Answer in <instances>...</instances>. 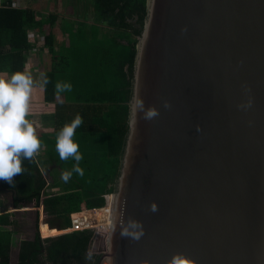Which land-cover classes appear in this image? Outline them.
I'll return each instance as SVG.
<instances>
[{"label":"water","instance_id":"1","mask_svg":"<svg viewBox=\"0 0 264 264\" xmlns=\"http://www.w3.org/2000/svg\"><path fill=\"white\" fill-rule=\"evenodd\" d=\"M109 206L107 264H264V0H147Z\"/></svg>","mask_w":264,"mask_h":264},{"label":"trees","instance_id":"2","mask_svg":"<svg viewBox=\"0 0 264 264\" xmlns=\"http://www.w3.org/2000/svg\"><path fill=\"white\" fill-rule=\"evenodd\" d=\"M89 1L98 16L107 21L110 27L117 29L119 37L129 38L127 53L122 55L121 52L124 58L122 66H128L127 75L130 81L127 82L129 88L125 100L115 96L113 105H111V100L106 102L99 99L94 102H80L78 104L57 103L53 107H55L54 110L57 115L58 131L65 123H70L79 113L83 117V124L75 131L83 133L106 132L108 141L106 157L113 158L112 166L116 171L115 162L123 155L128 132L129 104L123 102L131 98L136 45L147 14V0ZM43 27L41 21L37 20L34 10L14 8L12 5L0 6V71L15 73L25 70L27 53L32 49L28 31L32 29L41 31ZM52 39V35H47V44L51 48L53 47ZM127 75L124 74L125 77ZM47 78L49 81L47 83V97L51 99L52 75L49 74ZM22 168V173L13 178L12 185L0 180V194L8 193L11 195L15 209L21 208L23 204L37 202V205L40 206L42 203L48 215L68 219L62 226L63 229L69 228L71 225L70 214L95 212L93 210L103 208L104 196L114 191V186H107L103 191H91L81 198L76 197L73 192L55 194L46 191L47 179L35 156L30 160L22 159ZM116 176L117 174L112 178L115 179ZM102 177L104 178V176ZM107 182L108 179H106ZM44 192L47 193L42 199ZM1 205L8 208L3 203ZM106 209L100 228H90L71 233L67 231L48 239H42L39 232L33 239L21 237V234L16 232L12 219L13 215L10 213L0 214V264H100L108 241L112 217V214L108 215V208ZM107 224H109V228H105ZM101 236L104 237L102 239H105V244L100 245L101 250L95 254H90V246L93 248ZM16 248H19L18 260L13 262L12 250L15 252Z\"/></svg>","mask_w":264,"mask_h":264},{"label":"crops","instance_id":"3","mask_svg":"<svg viewBox=\"0 0 264 264\" xmlns=\"http://www.w3.org/2000/svg\"><path fill=\"white\" fill-rule=\"evenodd\" d=\"M65 1L66 0H0V6L12 5L14 8L34 10L37 20H40L44 26L41 31L34 29L28 31V37L31 38L32 42V49L27 53V61L23 72L30 73L34 82L30 98V111L27 117L37 125L35 127L36 133L41 141V147L34 156L47 179L46 191L53 193L59 188H52L53 180L50 176V172L57 167L56 165H51L52 161L49 162L50 165L45 164L44 154L50 150L48 143L51 142L52 139H49V137L43 133V127L53 129L57 132V115L54 110L55 107L53 106L57 103L68 104L76 101L79 103L94 102L99 99L100 101L106 102L111 100V105H113L112 103L115 101V96H119L121 99L125 100L126 92L129 88L127 82H130L129 76L127 75L128 66H122L124 58L122 57L123 54H119L121 52H127L129 40L126 37H119V35H117V29L110 27L107 21H104L98 16L89 0L86 2L87 5L85 6V10H75L77 7L73 4L76 3L73 2L71 3L73 5V10H66L68 2ZM74 1L84 2V0ZM88 5H90L93 10H88ZM68 24L70 26H67ZM94 25H102V30L109 34L111 38H100L99 36L102 35V32L99 31V33L97 32V39L93 40V42L91 40H88V42L75 41L79 48H83V46L93 47V54L83 55L82 66L85 68L84 72L83 68L80 66H70V61L74 63L75 58L67 54L65 47L71 46L74 42V40L70 42L68 38L70 34L81 36V32L84 31V29H89ZM68 27H72V30L70 31ZM110 28L113 30L108 31ZM47 35L53 36L51 40L53 43L52 48L47 44ZM120 50L122 51L120 52ZM76 60L81 63L80 58H76ZM85 63H91L92 66L86 67L84 66ZM108 63H110V65H108ZM67 67L68 69L66 70ZM67 72H69V74ZM0 73H7L9 77L12 74L10 71H0ZM49 74L52 75L51 99L47 97V84L43 82L44 76L48 77ZM124 74L127 76L125 77ZM75 77H80L78 84L73 82ZM58 81H66L70 83L72 87L76 88L79 87L84 89L85 87L86 97L81 96L82 98L70 99L66 98V92L57 94L55 92V84ZM83 92L84 91H80V93ZM129 101L130 100L122 102L129 104ZM54 142H56V138ZM114 183L115 181L110 182L108 187L114 186ZM45 193L47 192L43 193L42 199ZM1 203L4 205L5 203L3 200L0 201V214H3L1 211L6 208H3ZM32 205L34 208L31 210L36 212L37 219L40 221L39 230L37 226L36 232L24 233L21 230H17L16 232H19L21 237L25 239L35 238L37 232L40 233L42 239L53 238L43 237L40 230L42 224L46 223L49 225V228L54 227L56 229L60 228L58 225L61 224L62 228L65 223L63 218L66 217H63L62 221L56 224V222L59 221V217L56 215H48L42 203L40 206L37 205V202L33 204H23L22 208L27 209V207L30 208ZM11 206L13 207V197ZM13 209L15 208L13 207ZM14 211L15 212L9 211V213H16L19 210ZM21 211L23 212V210ZM12 219L14 220L15 218ZM14 224L17 228L18 223L15 220ZM15 252L12 250L13 262L18 260L19 248H16Z\"/></svg>","mask_w":264,"mask_h":264},{"label":"rangeland","instance_id":"4","mask_svg":"<svg viewBox=\"0 0 264 264\" xmlns=\"http://www.w3.org/2000/svg\"><path fill=\"white\" fill-rule=\"evenodd\" d=\"M68 2V5L66 7V10H73V5H75L77 8L75 10H85V6L87 5L88 0H84V2L77 1L75 2L74 0H66ZM65 1V2H66ZM76 3V4H71V3ZM88 10H93L91 9L90 5H88ZM67 26H70L69 24ZM70 31L72 30V27H68ZM102 25H94L93 27H90L89 29H84V31L81 32V36L77 35H69L70 42L74 40L73 44L71 46H66V52L69 55H72L74 59L73 61H70V66H80L83 68L85 72V68L82 66V60H83V55L86 54H93V47L91 48L90 46L79 48L78 45L75 43V41H83V42H88V40H93L97 39V32L99 31L102 32V35L99 36L100 38H107L111 36L104 32ZM91 30V32H90ZM113 29L110 28L108 31H112ZM117 31V30H116ZM84 38V39H81ZM128 40L129 38L126 37ZM76 39V40H75ZM78 39V40H77ZM121 44V43H119ZM64 49V50H65ZM124 50V49H122ZM120 50V52L122 51ZM127 53L126 51L123 52L122 54ZM79 54V55H78ZM121 54V53H120ZM76 58H80L79 63ZM84 66L86 67H91V63H85ZM68 67L66 68V70ZM69 74V72H67ZM80 77H75L73 79L74 83L78 84ZM66 82V81H62ZM82 85V82H81ZM81 88H76L72 87L71 91H66V98L70 99H78L82 98L81 96L86 97L85 95V90ZM80 91H84L83 93H80ZM80 93V94H79ZM88 95V94H87ZM79 102H73V103H68V104H78ZM37 125L34 124V127ZM43 133H45L49 139H52L51 142L48 143L49 149L45 154H44V161L45 164L50 165V161H52L51 165H56V169L52 170L50 172V176L53 180L52 188H59L55 190V193L57 194H63L64 192H73L76 194V197L81 198L83 196L88 195L91 191H96V190H104L105 187L108 186V184L112 181H115L117 176H119L120 172V167H121V160L122 157L119 160H116L115 164L117 166L116 171L113 168V158L110 159V157H106V154L108 153V141H107V134L106 132L98 133H83L81 131H75V135L73 137L74 142H76L79 145V152L82 154L83 159L79 162V167L83 170V174L81 175L80 173L73 172L71 178L65 182L62 179V174L64 171H71L73 168V165L76 163L72 158H69L67 161L60 160L59 155L56 151V142L55 138L58 133L54 131L53 129H48L46 127H43ZM114 172V173H113ZM107 173V174H106ZM117 174L116 178L113 179L112 176H115ZM104 176V178L102 177ZM111 177V180H110ZM106 179H108V182L106 183ZM3 200L5 203V206L8 208L3 209V214L4 213H9V211L15 212L14 210H19L16 213H10L13 214L14 220L18 223L16 230H21L24 233H32L37 231V226L38 230L40 227V221L37 219V214L34 210H31L34 208L32 207L27 209H23L22 206L19 209H13L11 206L12 204V196L9 195L8 193L6 194H0V201ZM84 206V205H83ZM5 208V207H3ZM9 209V210H7ZM23 210V212L21 211ZM107 210V209H106ZM105 209H101L99 211L95 212H81V213H74L70 214V221L71 225L69 228H61V224H59L62 221L63 217L59 218V221L56 222V224H59L60 228L56 229L54 227L49 228L48 224H42L41 227V232L43 234L44 238L47 237H57L58 234L63 233V232H75V231H84L85 229H90V228H100L102 226V220L103 216L105 214ZM25 211V212H24ZM32 211V212H31ZM31 214V215H30ZM64 222H67V218H63ZM75 219V227L73 228L72 226V220ZM105 228H109V224L105 225ZM110 231V230H109ZM104 237L101 236V239L97 240L95 242L96 244L93 245V248L90 246L89 253L90 254H95L99 250H101L100 245L105 244L104 240L102 239ZM101 263V262H100ZM102 264H107L106 260H102Z\"/></svg>","mask_w":264,"mask_h":264},{"label":"clouds","instance_id":"5","mask_svg":"<svg viewBox=\"0 0 264 264\" xmlns=\"http://www.w3.org/2000/svg\"><path fill=\"white\" fill-rule=\"evenodd\" d=\"M43 75V74H42ZM44 84L48 78L44 76ZM33 78L30 73L15 72L9 77L7 73H0V180L13 184V178L21 174L22 159H32L41 147L34 122L27 117L30 111V98L33 91ZM72 85L67 82H56L57 94L71 91ZM137 107L144 111V119L152 120L159 115L155 108L144 110L142 101H136ZM170 105L165 102L164 107ZM251 101L245 107H250ZM83 124V117L77 113L70 123H65L56 135V151L60 160L72 158L76 163L71 171H64L62 179L67 182L73 172L83 174L79 162L83 159L79 152V145L74 142L75 130ZM150 210L155 212L158 206L153 202ZM115 230V225L113 226ZM121 236L139 240L144 235V228L140 221L129 218L121 226ZM91 258L90 256L88 257ZM166 264H194L193 260L184 253H174Z\"/></svg>","mask_w":264,"mask_h":264},{"label":"built area","instance_id":"6","mask_svg":"<svg viewBox=\"0 0 264 264\" xmlns=\"http://www.w3.org/2000/svg\"><path fill=\"white\" fill-rule=\"evenodd\" d=\"M47 192H49V191H47ZM110 200H111V193L106 194L104 196V204H105V206H103V208H100V209L108 208V210H109L108 215L111 214V209H110V206H109ZM100 209H95L93 211L100 210ZM72 226H73V228L75 227V219L72 220ZM91 231H94V230H91ZM95 231H97V230H95ZM104 231H106V230H104Z\"/></svg>","mask_w":264,"mask_h":264},{"label":"bare ground","instance_id":"7","mask_svg":"<svg viewBox=\"0 0 264 264\" xmlns=\"http://www.w3.org/2000/svg\"><path fill=\"white\" fill-rule=\"evenodd\" d=\"M112 217H113V215H112ZM112 217H111V223H110V231H111V226H112ZM110 231H109V236H110Z\"/></svg>","mask_w":264,"mask_h":264}]
</instances>
